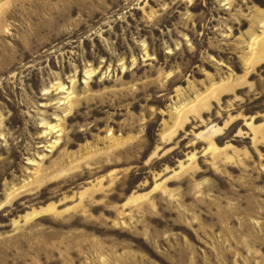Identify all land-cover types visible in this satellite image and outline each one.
<instances>
[{
  "label": "rangeland",
  "instance_id": "1",
  "mask_svg": "<svg viewBox=\"0 0 264 264\" xmlns=\"http://www.w3.org/2000/svg\"><path fill=\"white\" fill-rule=\"evenodd\" d=\"M0 264H264V0H0Z\"/></svg>",
  "mask_w": 264,
  "mask_h": 264
}]
</instances>
